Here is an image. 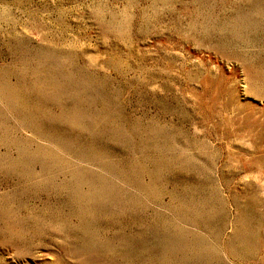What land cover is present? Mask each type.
<instances>
[{
  "label": "rangeland",
  "instance_id": "374dc122",
  "mask_svg": "<svg viewBox=\"0 0 264 264\" xmlns=\"http://www.w3.org/2000/svg\"><path fill=\"white\" fill-rule=\"evenodd\" d=\"M0 264H264V0H0Z\"/></svg>",
  "mask_w": 264,
  "mask_h": 264
}]
</instances>
